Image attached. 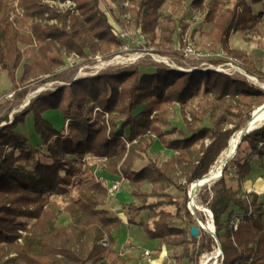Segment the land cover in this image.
<instances>
[{
	"label": "trees",
	"instance_id": "16d2710c",
	"mask_svg": "<svg viewBox=\"0 0 264 264\" xmlns=\"http://www.w3.org/2000/svg\"><path fill=\"white\" fill-rule=\"evenodd\" d=\"M10 1L0 0V66L8 72L14 94L32 79L54 74L66 64L67 54L88 60L97 53L118 54L124 46L122 31L101 8V0H73L75 9L49 3L57 0H19L20 20L11 19ZM128 1L135 26L165 54L180 52L176 36L188 28L185 16L193 8H200L205 19L213 22L211 50L216 51L220 43L227 53L236 55L229 46L233 32L264 33V10L255 13L248 0ZM169 1L167 14L163 6ZM35 44L36 55L29 58ZM247 69L264 78L251 64ZM69 85L74 99L90 109L89 115L71 113L63 106L64 85L40 93L0 127V264H128L129 258L115 248L112 234L123 220L110 204L109 185L112 177L121 175L129 180L133 197L122 203L127 224L142 227L149 238L159 239L172 251L183 246L171 264H199L200 256L214 251L217 242L203 229L198 237L191 234L197 221L189 209L190 185L211 170L231 136L263 105L264 89L223 71L163 66L151 71L140 66L100 71ZM200 91L218 104L201 114L211 112L213 125L196 128L201 115L186 106ZM175 104L181 108L187 131L169 129ZM96 108L99 111L93 115ZM50 109L62 112L58 111L61 128L46 118ZM30 114L42 138L37 144L18 132ZM176 132L178 136L170 137ZM187 132L190 135H184ZM156 139L176 154L163 162L150 158L148 164L135 168L134 163L148 155ZM245 146L248 151L243 155ZM88 156L105 158L99 165L104 164L112 177L96 176ZM254 157L264 158V122L243 136L211 192L206 186L197 195L199 204L213 213L224 255L220 264H264V203L243 190ZM232 161L236 187L228 182ZM170 188L179 191L181 199ZM170 205L175 206L174 212L164 208ZM145 210L154 213L152 223L138 220ZM66 214L68 224L62 221ZM197 215L205 222V216ZM175 218L187 224L179 226ZM236 219L239 224L234 229Z\"/></svg>",
	"mask_w": 264,
	"mask_h": 264
},
{
	"label": "rangeland",
	"instance_id": "374dc122",
	"mask_svg": "<svg viewBox=\"0 0 264 264\" xmlns=\"http://www.w3.org/2000/svg\"><path fill=\"white\" fill-rule=\"evenodd\" d=\"M101 8L109 13L112 20L118 24V27L121 29L120 36L125 40L124 46L121 48L119 53H113L108 56L103 57L100 53H97L94 56L90 55L88 60L81 58L76 53H70L65 55L66 64L58 67L54 70V74L51 75H43L44 78L48 80L42 81V79H32L23 90H19L17 93L14 94V90L12 88V83L8 77V72L3 70L0 66V127L10 123L14 116L18 113H21L25 110L26 107L29 106L31 101L37 97L40 93L46 91H55L59 86H64L65 84V92L63 95L62 104L64 107L70 109L71 113H81L83 115H89L90 109L88 107H82L72 96L71 89L69 83L73 82L75 79L80 77H87L91 75H95L100 71L106 70H121L125 68H130L133 66H140L143 71H151L154 70L156 67L163 66L172 69H179L184 68V70H192L197 68H204L208 67V64L204 62H208L209 64L215 60L218 61L215 65H221L230 75L246 80L247 82L254 84L258 87L264 89V85H261L259 81L264 83V78H260L249 72L247 66L251 64L255 68L259 69L264 73V70L259 68L256 62L252 60H256L260 62L263 58L260 56L253 57L249 55L250 52V41H254L255 46H259L260 49L264 50V33L257 32L256 30L240 32L236 31L230 35L229 46L232 50L236 51L239 54L231 55L227 53L223 48L222 45L219 43L216 45L217 50H211V44L213 45L214 41L211 36V31L213 29V22L207 21L205 19V13L203 14L200 8H193L188 11L185 16V23L187 24L188 28L182 34V31L179 32V35L176 36V47L180 49L178 54H165L163 52L158 51L157 46L155 44H150V39L144 35L141 28H137L132 20V13L129 10V1L128 0H101ZM209 0H207L208 2ZM19 0H12L10 1V17L11 19H21V8L20 4L18 3ZM248 2L254 7L255 13H261L264 10V2H258L256 0H248ZM52 5L58 8H73L75 9V1L69 0L64 2L61 1H49ZM169 6H171L170 1L165 2L163 6V10L169 14ZM260 8V9H258ZM52 20L51 22H54ZM260 39H262L260 41ZM188 44H192L200 51H205L211 53L210 56H206L201 59L197 58H188L185 56L183 49ZM236 47V48H234ZM244 47V48H243ZM37 51V44L31 50H29L28 56L29 58H34ZM252 60H251V59ZM255 58V59H254ZM239 69V70H238ZM241 69L245 71L241 72ZM248 75L256 76V80L251 79ZM258 80V81H257ZM21 94H18V93ZM25 92V95L23 94ZM24 95V96H23ZM32 96V98H31ZM30 99V102H29ZM217 101H213L210 95H204L202 91L192 99V102L189 106H186V110L189 109H198L199 115L207 109L210 111L212 107L217 105ZM60 110L50 109L46 111L45 116L50 121L55 124L57 128H61L63 126L62 119L60 117ZM99 111V108L94 110L93 115H96V112ZM209 112L206 116H200L199 122L196 124V128H201L203 126H212L213 125V117L210 115ZM252 116V115H251ZM105 117H108L106 112ZM171 127L177 128H184L185 131L188 129L186 128V124L183 120L181 114V108L178 104L172 106V113H171ZM190 119L191 116H189ZM65 125V123H64ZM20 133L27 135L29 138V142L31 144H37L38 142H42V138L39 134H37L34 126V116L32 114L27 116V120L24 124H22L19 128ZM178 132L173 133L170 137H176ZM184 135H190L189 132L185 133ZM208 142V140H207ZM195 150L199 148V145L194 147ZM248 151V146L243 148L242 154L244 155ZM245 152V153H244ZM176 154V151H172L170 149H166L163 144L156 139L154 146L149 149L148 155L143 156L142 158L138 159L136 163H134L135 168H140L145 164H148L150 158L157 159L160 162L165 161L166 159L170 158L172 155ZM236 155V154H235ZM89 161L92 163L94 170L96 172V176L98 177H108L111 178L112 176L105 170V165H99V163H103L106 161L105 158H97V157H90L88 156ZM232 165V169L229 172L228 182L233 186H237V182L235 180V171L236 167L233 165V161L230 163ZM118 177H112L110 181V185L117 181ZM184 181V180H182ZM214 183V182H213ZM206 185L208 190L210 191V187L213 185ZM109 185V186H110ZM130 182L123 183L121 185L120 190L116 193V195L110 201L111 203H120L122 202L127 203L124 199L126 192L125 190L129 191ZM205 187V186H204ZM202 187L200 190H202ZM149 189V187H148ZM199 190V191H200ZM169 191L181 199V193L174 188H170ZM198 191V193H199ZM211 192V191H210ZM73 193L75 194L74 190ZM197 193V195H198ZM59 201L64 203L62 197L58 198ZM196 201L198 202V198L196 196ZM110 203V204H111ZM112 205V204H111ZM202 205V204H200ZM203 206V205H202ZM205 207V206H204ZM166 210L175 211V206H166L164 207ZM161 207L158 208V210ZM238 211V210H237ZM122 212V211H121ZM199 212L200 215L205 216V224L209 225V222H212V217L209 215L206 210L200 211L197 210L196 213ZM67 215V214H66ZM68 216V215H67ZM140 219H148L151 223L155 219L154 213L148 210L142 211L141 216L138 217ZM175 224L179 226H185L187 223L180 218L174 219ZM203 223V221H202ZM127 225V226H126ZM120 228V227H119ZM124 229H131V235L125 239L123 235H126L125 231H113V235L115 234V239L118 241L116 242V249L121 251L123 256L129 258L128 264H140L141 255L143 250L150 249L154 252V258L157 259L159 256L160 250L157 249L160 246V240L149 238L145 230L137 225L129 226L127 223L123 227ZM115 232V233H114ZM25 234V232H22ZM118 234V235H117ZM22 239H20L21 241ZM192 247V246H191ZM171 248V247H170ZM183 249V246L179 248L173 249L170 251V257L172 258L173 255L179 254ZM199 250V246L195 248V251ZM173 252V253H172ZM202 256V255H201ZM200 256V257H201ZM206 259H203L201 264H204ZM211 261L209 264H212ZM163 264H170L169 260H165ZM187 264V262H184ZM200 264V261H199Z\"/></svg>",
	"mask_w": 264,
	"mask_h": 264
},
{
	"label": "crops",
	"instance_id": "0c3cea01",
	"mask_svg": "<svg viewBox=\"0 0 264 264\" xmlns=\"http://www.w3.org/2000/svg\"><path fill=\"white\" fill-rule=\"evenodd\" d=\"M260 9V8H258ZM262 39H260L261 41ZM250 52H249V55L251 56H260L262 57L263 59L260 60V62L256 61V60H251L256 62L257 65H259V68H261L262 70H264V50L263 49H260L259 46H255L254 45V41H250ZM236 48V47H234ZM244 48V47H243ZM255 59V58H254ZM251 165H252V170H251V173L244 179L243 181V190L248 192V193H253V194H256L257 195V198H258V202H261V203H264V158H260L259 157H254L252 160H251ZM124 192H126V195L124 197V199L128 202V201H132L133 200V197L131 195V191L129 189L128 190H125ZM112 204V208L114 209L115 211V214L120 216L123 220V223L121 224L120 228H118L116 231H125L126 232L128 231V229H124V225L127 223L126 222V209H124L122 207V202L120 203H111ZM122 211V212H121ZM62 221L66 224L69 223L70 221V218L69 216L67 215H64L62 217ZM127 226V225H126ZM131 229H129V231L126 233V235H123V238H127L128 235H131L130 233ZM115 233V232H114ZM113 234V233H112ZM118 235V234H117ZM114 237H115V234H114ZM159 240V239H158ZM117 244H118V241L116 240ZM158 249L160 250L159 252V256L157 257V259L155 258V264H163V262L167 259H170V248L169 246H166V244H162L160 242V246L158 247ZM130 263V262H129Z\"/></svg>",
	"mask_w": 264,
	"mask_h": 264
},
{
	"label": "built area",
	"instance_id": "2783aa9c",
	"mask_svg": "<svg viewBox=\"0 0 264 264\" xmlns=\"http://www.w3.org/2000/svg\"><path fill=\"white\" fill-rule=\"evenodd\" d=\"M69 1V0H67ZM65 3V2H64ZM184 54L186 57L188 58H197V59H201L204 58L206 56H210L211 53L209 52H205V51H200L198 50L196 47H194L192 44H188L187 46H185V48L183 49ZM205 64H208V67H204V68H198V69H204V70H217V71H223V72H227L222 66H224V64L221 65H215L212 63H208V62H204ZM239 70V69H238ZM244 70L241 69V72H243ZM245 73V71H244ZM230 74V73H229ZM119 179L117 181H115L114 183H112L109 186V193L110 196L113 198L116 193L120 190L121 185L123 183L129 182V180L124 177V176H119ZM214 224V223H213ZM238 224H239V219H236V221L234 222V229L238 228ZM213 228L215 229V226L213 225ZM217 242V247L214 251L210 252V253H205L200 257V264L202 263L203 259H206L204 264H209L211 261H213L212 264H220V262L222 261V256L223 255V251L222 248L220 246V243L218 241ZM107 242H104V245H107ZM154 252L153 250L150 249H145L142 252L141 255V261L140 264H155V260H154ZM170 264L173 262V259L170 257V259H168Z\"/></svg>",
	"mask_w": 264,
	"mask_h": 264
},
{
	"label": "bare ground",
	"instance_id": "6f19581e",
	"mask_svg": "<svg viewBox=\"0 0 264 264\" xmlns=\"http://www.w3.org/2000/svg\"><path fill=\"white\" fill-rule=\"evenodd\" d=\"M182 70H184V68H181ZM249 78L256 80V76L253 75H248ZM258 81V80H257ZM259 83L261 85H264V83H262L261 81H259ZM264 116V111L263 108H257L255 110V124H260L263 122L264 118H262ZM241 135H242V129L237 131L233 136H231V140L228 143V146H226L227 148L223 151V153L221 154V156L219 157V160H217V162L215 163V165L211 168L209 174H207V176H205V178L202 180L203 181H208V184L210 185L211 183H213L215 180H217V177H219V174L221 173V170L223 168V166L225 165V162L227 160H229L235 153V149L241 139ZM199 188V183L197 181L193 182L190 185V194H191V199H190V206L194 207L195 210H200V211H204L206 210V212L209 213V215L211 216V211L198 204L196 201V196H197V189ZM203 226L206 229H213V224L212 222H209V225H206L204 222L202 223Z\"/></svg>",
	"mask_w": 264,
	"mask_h": 264
},
{
	"label": "water",
	"instance_id": "95a60500",
	"mask_svg": "<svg viewBox=\"0 0 264 264\" xmlns=\"http://www.w3.org/2000/svg\"><path fill=\"white\" fill-rule=\"evenodd\" d=\"M75 80H77V79H75ZM74 80V81H75ZM65 85V84H64ZM31 98H32V96H31ZM29 102H30V99H29ZM258 108H263V111H264V103H263V105L262 106H260V107H258ZM254 116H255V111L252 113V116H251V118H250V120L249 121H247L246 122V124H245V126L242 128V135H241V139H240V141H239V143H238V145H237V147H236V149H235V153H234V155L229 159V160H227L226 162H225V165L223 166V168H222V170H221V173L219 174V177H217V180L218 179H220L222 176H223V174H224V167L227 165V163L235 156V154L237 153V150H238V147H239V145L241 144V141H242V138H243V136L246 134V133H249L250 131H252V130H254V129H256V128H259L262 124H263V122H264V120H263V122L262 123H260V124H255L254 122H255V119H254ZM262 118H264V116L262 117ZM231 140V139H230ZM210 172V171H209ZM209 172L207 173V174H209ZM207 174H205L201 179H199V180H197V182L199 183V188L197 189V193H198V191L202 188V187H206V185H209L208 184V181H203L202 182V180L205 178V176H207ZM216 181V180H215ZM214 181V182H215ZM190 194V193H189ZM190 199H191V194H190ZM189 209L191 210V212H192V214L194 215L193 217L196 219V221H197V225H194V226H192L191 227V234H192V236H194V237H198V236H200V234H201V229H203V230H205L206 232H208L209 234H211L215 239H216V241H218L219 243H220V241L218 240V238H217V235H216V231H215V229L213 228V229H206L204 226H203V224H202V221L199 219V217H197L198 215H197V213H196V210H195V208L194 207H191L190 206V204H189ZM211 217H212V220H213V223H214V218H213V213L211 212ZM214 225V224H213ZM215 226V225H214ZM221 244L222 243H220V246H221Z\"/></svg>",
	"mask_w": 264,
	"mask_h": 264
}]
</instances>
